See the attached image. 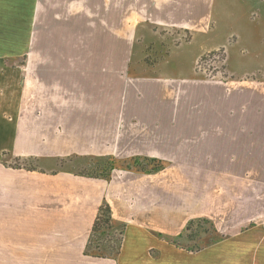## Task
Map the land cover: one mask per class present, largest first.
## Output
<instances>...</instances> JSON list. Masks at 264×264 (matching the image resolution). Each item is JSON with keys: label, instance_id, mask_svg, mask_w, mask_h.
<instances>
[{"label": "crops", "instance_id": "0c3cea01", "mask_svg": "<svg viewBox=\"0 0 264 264\" xmlns=\"http://www.w3.org/2000/svg\"><path fill=\"white\" fill-rule=\"evenodd\" d=\"M155 28L189 39L173 45L178 33ZM230 35L250 57H236L233 44L230 79L204 80L196 58ZM261 70L264 0H0V242H84V258L152 264L149 228L125 218L149 204L164 221L153 229L210 221L218 240L204 248L215 246L216 264H264ZM73 157L167 166L110 181L54 172ZM28 159L36 170L23 167ZM49 177L94 186L49 189ZM128 179L134 191L122 186ZM103 202L124 224L113 259L84 255Z\"/></svg>", "mask_w": 264, "mask_h": 264}, {"label": "rangeland", "instance_id": "374dc122", "mask_svg": "<svg viewBox=\"0 0 264 264\" xmlns=\"http://www.w3.org/2000/svg\"><path fill=\"white\" fill-rule=\"evenodd\" d=\"M154 32H157L160 35L163 34H171L172 36H175V34L178 33V37L175 38V40H172V44L176 45L179 41L188 40V35L179 34L178 31H162L159 29H153ZM159 36V35H157ZM159 38V37H157ZM160 40V39H157ZM234 46L235 52H233L236 57L239 55L241 58L250 57V54L248 53V50H245L246 48H243L242 44L240 43L238 38H235V36L230 35L227 37L226 41H224L223 45L220 48H217L214 51H205L201 53L195 60L194 63H196L199 59H203V73L198 74L200 75L204 80L207 81H214V82H226L231 77V65L233 56L230 54V49H232V45ZM241 44V45H240ZM159 43L157 42V46L159 49ZM242 47V48H241ZM248 49V48H247ZM158 52V56H155L156 58H159V55L161 52ZM235 57V56H234ZM195 66V65H194ZM258 79L264 80V70H261L260 72H254ZM20 162H17L16 165H19ZM36 164V163H35ZM31 165L32 167L35 166ZM125 163H116V169L113 170L115 174V179H119L118 175L123 174L122 171H127L124 169ZM81 167H84L83 163H79ZM74 165H70L73 168L72 171H76L77 173L79 170ZM59 162L55 163L54 169H60ZM81 170V169H80ZM134 173V172H132ZM138 174V173H136ZM112 175V173H111ZM166 177V176H165ZM165 177L159 179L161 180V183L163 182V179ZM135 178V177H134ZM134 180V179H133ZM128 179L126 183H124L123 187H128L127 190H135V181ZM151 179H144L142 183V188L144 191H147L149 188L148 181ZM49 189L56 188V189H62L66 191H80V190H87L94 186L91 185L92 183L87 181H82L79 179H73L71 177H63V178H52L49 177L48 179ZM141 184H138V189H140ZM161 186V184H159ZM64 187V188H63ZM160 189V198L159 202L162 203L163 201V195L161 193ZM67 200H64V205ZM156 201V200H155ZM162 206V204H160ZM150 205L145 204L144 205V213L143 215H127L125 216L126 220L129 222L131 220H134L135 223L141 224V226H144L145 228H149L147 230H143L142 234L144 236V239L147 242H152L151 245L149 243L148 247L149 254L152 257L150 262L152 264H216V248L215 246L212 247H205V244L209 243L211 239H213L212 235H203L201 232L200 234L196 231V228H193L190 232L187 233V238L191 237L193 238V241H188L187 238H185L182 242H191L189 244V247L193 249V251L181 249L179 247H176L172 244H170L167 240L174 239L178 235L181 234L180 232V224L182 221H179L175 224L174 230L169 231L164 229H153L152 227H158L157 224L164 223L163 219L161 217L158 218V216H151L148 211H150ZM186 226V225H185ZM151 227V228H150ZM104 230V229H103ZM162 230V231H159ZM209 227L205 226L204 232L208 231ZM223 231V232H222ZM221 233L227 237L232 236V230H222ZM100 233L97 234V239L94 237L93 243L91 244L90 252L94 253L95 246L98 242H106L105 239L102 240L100 238ZM176 235V236H175ZM118 233H115V238H117ZM207 237V238H205ZM112 241L109 243L111 246L115 243V239H111ZM114 240V242H113ZM84 242H0V264H104L102 262H98L93 260L92 258H84L81 254L82 245ZM108 245V244H107ZM199 245V246H198ZM197 246V247H196ZM200 250V251H199ZM157 256H160L161 258L164 257L163 261L161 260L159 262H154ZM96 258V257H95ZM174 259V262L172 260Z\"/></svg>", "mask_w": 264, "mask_h": 264}, {"label": "trees", "instance_id": "16d2710c", "mask_svg": "<svg viewBox=\"0 0 264 264\" xmlns=\"http://www.w3.org/2000/svg\"><path fill=\"white\" fill-rule=\"evenodd\" d=\"M60 164V169L54 170V172H68L75 176L85 177L90 179H99L104 181H110L111 173L113 170L116 169L117 160L112 157H80V158H66L58 160ZM83 163L84 167H81L79 163ZM23 167L26 170L34 171L36 170L37 165L35 164V160L28 159L22 162ZM35 164L34 167L31 165ZM124 169L127 171H131L138 174L143 175H151L156 174L165 169L167 166L166 163L156 159H149V158H132L125 162ZM70 165H74L73 167L77 168L79 172L72 171V167L70 169ZM15 167L19 168L18 165ZM81 169V170H80ZM205 226L209 227L208 231L204 232ZM196 228V231L200 234L201 232L205 236L212 235L213 239L206 245L212 244L214 241L218 240L216 235V231L212 225V223L206 219H193L187 222L183 233L179 234L176 238L168 239L167 241L170 244L175 245L181 249L189 250L190 252L193 251L192 248L189 247L191 242H182L185 238H187V233L190 232L193 228ZM104 229V230H103ZM124 224L115 222L111 217V211L109 206L103 202L101 206L98 208L97 215L93 222L91 233L89 236V240L86 243L84 249L85 256H92L97 258H115L119 252L121 241H122V234H123ZM100 238L106 242H98L97 245L94 247L95 252L91 253V244L93 243L94 237H97V234L100 233ZM115 233H118L117 238H115ZM201 236V234H200ZM207 238V237H205ZM97 239V238H96ZM111 239H115V243L111 246L109 243L112 241ZM202 239V236L201 238ZM188 241H193L192 236L187 238ZM114 242V240H113ZM108 244V245H107ZM199 246V245H198ZM197 247V246H196Z\"/></svg>", "mask_w": 264, "mask_h": 264}, {"label": "built area", "instance_id": "2783aa9c", "mask_svg": "<svg viewBox=\"0 0 264 264\" xmlns=\"http://www.w3.org/2000/svg\"><path fill=\"white\" fill-rule=\"evenodd\" d=\"M203 59H199L196 63H195V72L196 74H201L203 73Z\"/></svg>", "mask_w": 264, "mask_h": 264}]
</instances>
